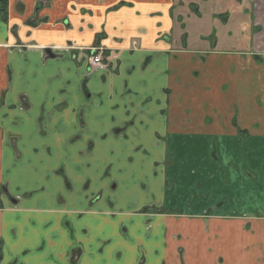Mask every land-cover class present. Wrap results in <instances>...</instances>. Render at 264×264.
<instances>
[{"label": "crops", "instance_id": "0c3cea01", "mask_svg": "<svg viewBox=\"0 0 264 264\" xmlns=\"http://www.w3.org/2000/svg\"><path fill=\"white\" fill-rule=\"evenodd\" d=\"M201 1L7 0L0 264H264V0ZM205 12L234 48L186 47Z\"/></svg>", "mask_w": 264, "mask_h": 264}, {"label": "rangeland", "instance_id": "374dc122", "mask_svg": "<svg viewBox=\"0 0 264 264\" xmlns=\"http://www.w3.org/2000/svg\"><path fill=\"white\" fill-rule=\"evenodd\" d=\"M193 3L190 4V6L192 8H194V10H197L198 7L200 10H202V6H204L203 2L201 0H189ZM236 4H240V3H245L243 0H233ZM199 9L197 10V12L199 11ZM225 12V11H224ZM225 14V13H224ZM202 20L196 18L195 16H193V19L191 21L187 22V29L185 32V37L187 38V43L186 47L189 49H207V48H214L216 46V48H234L235 44H233V42H228L225 36L228 35L226 34L224 36V34H222L221 31L224 30V26H223V22H217L216 20L212 19L211 17H209L207 15V12H205V14H202ZM222 25H219V24ZM209 25V26H208ZM209 27V28H207ZM234 24L231 18H229V23L227 24L225 30L226 32H229L230 30L233 31V35H234ZM240 28V26L236 27V31H238V29ZM213 30L215 29L216 31H218L219 33L217 34V37L219 36L220 39L216 40L213 38V36H211L207 31L208 30ZM245 29V28H244ZM205 31V33H204ZM202 35L204 36L202 38ZM210 35V37H209ZM232 35V36H233ZM216 43V44H214ZM243 47L245 46V44H242ZM237 46V45H236ZM241 46V45H238ZM58 174L61 175V177L64 180V191L61 193V206H68V200H67V196L69 194H73V192L75 191V184L73 182L72 179H70L67 174L61 170L58 172ZM88 188V184H85V186L82 188L83 190H86ZM256 204H255V209L258 210H263L264 208V195H261L260 193H256ZM104 197L103 192H99L96 195H93L92 197L87 198V205L88 207H92L95 202L102 200ZM110 205V204H109ZM150 209V208H149ZM67 212L72 211L69 208L65 209ZM150 210H152L153 213H163V215L167 214L168 211L165 209L164 206H159L157 208H151ZM86 211H89L88 208H86L84 211H81L80 214L85 213ZM149 212V211H148ZM71 233V235L73 234V227L71 225V222L69 220H67L65 222L64 225ZM152 227V224L149 226ZM182 254V251H179ZM81 254V247L76 246L74 247V249L71 250L70 253V264H79V257ZM145 259L142 256L138 262V264H144Z\"/></svg>", "mask_w": 264, "mask_h": 264}, {"label": "flooded vegetation", "instance_id": "af4514ba", "mask_svg": "<svg viewBox=\"0 0 264 264\" xmlns=\"http://www.w3.org/2000/svg\"><path fill=\"white\" fill-rule=\"evenodd\" d=\"M6 3H7V0H0V16H4L5 12H6ZM2 9L5 10L2 11ZM88 52H89V58H88V61H89V66H90V69L93 70V69H98V68H107L108 65H107V62L104 58V48L103 47H100L98 45H95L93 47H90L88 49H86ZM102 52V55H103V61L105 63V67H97V66H94L91 62V58L94 57L98 52Z\"/></svg>", "mask_w": 264, "mask_h": 264}, {"label": "built area", "instance_id": "2783aa9c", "mask_svg": "<svg viewBox=\"0 0 264 264\" xmlns=\"http://www.w3.org/2000/svg\"><path fill=\"white\" fill-rule=\"evenodd\" d=\"M91 62L94 66L97 67H105V63L103 61L102 52H98L94 57L91 58Z\"/></svg>", "mask_w": 264, "mask_h": 264}, {"label": "trees", "instance_id": "16d2710c", "mask_svg": "<svg viewBox=\"0 0 264 264\" xmlns=\"http://www.w3.org/2000/svg\"><path fill=\"white\" fill-rule=\"evenodd\" d=\"M2 11H4V12H5V10H4V9H2Z\"/></svg>", "mask_w": 264, "mask_h": 264}]
</instances>
